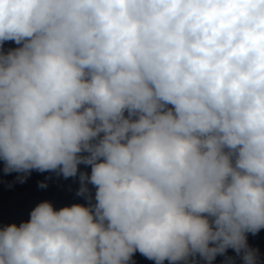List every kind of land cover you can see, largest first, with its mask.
<instances>
[{
	"label": "clouds",
	"instance_id": "9594fccd",
	"mask_svg": "<svg viewBox=\"0 0 264 264\" xmlns=\"http://www.w3.org/2000/svg\"><path fill=\"white\" fill-rule=\"evenodd\" d=\"M0 162L88 201L0 227V264H264V0H0Z\"/></svg>",
	"mask_w": 264,
	"mask_h": 264
}]
</instances>
